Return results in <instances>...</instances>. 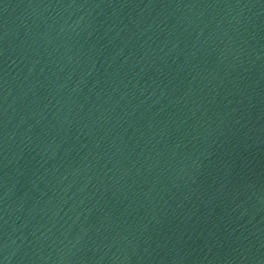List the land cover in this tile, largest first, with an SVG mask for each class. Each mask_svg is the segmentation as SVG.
Masks as SVG:
<instances>
[{"label": "water", "instance_id": "1", "mask_svg": "<svg viewBox=\"0 0 264 264\" xmlns=\"http://www.w3.org/2000/svg\"><path fill=\"white\" fill-rule=\"evenodd\" d=\"M0 264H264V0H0Z\"/></svg>", "mask_w": 264, "mask_h": 264}]
</instances>
